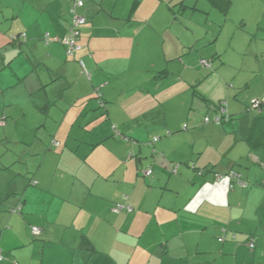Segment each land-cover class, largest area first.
I'll use <instances>...</instances> for the list:
<instances>
[{
  "label": "crops",
  "instance_id": "obj_1",
  "mask_svg": "<svg viewBox=\"0 0 264 264\" xmlns=\"http://www.w3.org/2000/svg\"><path fill=\"white\" fill-rule=\"evenodd\" d=\"M161 1L84 0L76 7L75 0H2L1 113L49 117L55 100L64 102V121L56 126L63 129L44 131V138L54 135L42 163L30 161L34 151L25 148L0 163L10 178L5 198H14L8 208L0 206L10 214L9 225L0 224V264H166L188 255L208 262L214 254L255 264L264 251L263 239L248 249L253 237L264 236V135L255 134L264 105L249 116L254 107L226 98L222 112L224 89L214 84V96L200 93L210 73L194 69L183 55L172 56L183 66L180 73L169 67L173 60L163 68L160 60L137 61L150 36L141 37L138 22L151 21ZM73 11L87 23L79 30L81 49L70 58L64 44L44 37L65 35ZM20 33L26 40L13 42ZM256 96L264 101V90ZM205 111L202 125L198 115ZM232 120L241 125L211 126ZM96 128L98 134L90 133ZM78 133L88 141L79 143ZM27 140L19 142L27 146ZM232 171L247 186L232 180ZM119 204L132 210L118 212Z\"/></svg>",
  "mask_w": 264,
  "mask_h": 264
},
{
  "label": "rangeland",
  "instance_id": "obj_2",
  "mask_svg": "<svg viewBox=\"0 0 264 264\" xmlns=\"http://www.w3.org/2000/svg\"><path fill=\"white\" fill-rule=\"evenodd\" d=\"M1 2L2 0H0V4ZM145 6H147V2H145ZM156 8L155 16L151 21L138 22V30L141 33V37L144 34L150 36L148 38L144 37L140 52H137L139 54L137 55V61H139V56H141V59L143 58L142 61L144 62L149 59L156 62L160 60L159 64L163 68V61H170L179 57V55H183L185 61L194 69L196 68L203 73H210L209 81L203 83V85L199 84L200 93L207 94V97L210 95L214 96L215 89H217L214 84H217L220 85L218 86L220 90L224 89V101L222 102L227 103L228 99L241 102L242 104L236 103L243 108L245 105L251 106L253 100L257 97L256 95L264 90V0H232L231 9L227 15L214 8L207 0H162ZM156 32L158 34H155ZM157 35L158 38H156ZM154 37L155 40L160 42L157 51L159 50L161 55L156 54V58L155 54H152L155 53L152 48V43L156 42L153 39ZM133 56L131 55V57ZM165 56H167L166 59ZM201 60H208L210 65L200 64ZM178 61L179 59L171 61L169 67L180 73L183 66ZM135 65L140 66L141 64L135 63ZM186 74H189L188 70ZM137 77H141L140 72L137 75H130V80ZM170 77L178 78L175 74H171ZM199 77L200 75L197 78ZM199 101H203L202 106L206 107L207 102L204 100ZM62 106H64V102L60 101L58 103L53 100L49 109V117L47 114H43L35 117L16 118L10 116L9 112L4 113V115L3 111L2 113L0 111V121H6H4L5 125H0V138H2L0 140V152L4 151V154L0 157V163L9 164L7 160L11 159V151L14 155L18 153L24 155L25 149H29L31 153L34 151L35 155H29L28 157L30 161L34 160L35 163H42L47 154L45 149L48 143L45 142L46 140L50 141L51 136L54 135L53 133H50V135L48 133L44 138V131L46 129L48 131L63 129L56 128L64 121L61 117L62 112L59 111L60 109L64 110ZM227 107L229 108V106ZM52 112L53 114H51ZM258 112L259 109L254 108L245 114L252 116ZM206 115V111L198 115L202 125ZM210 115V117H213V112ZM236 121L232 120L227 124H218V126L213 123L211 126L219 127L218 129L227 127L232 129L236 123L241 125L239 123L240 120ZM42 122L43 124L41 125ZM207 126V129H209V125ZM4 128L7 130L6 133H4ZM236 128L240 129L237 125ZM74 129L77 128L74 127ZM192 129L194 128L192 127ZM203 129L206 128L204 127ZM93 131L94 134H98L101 129H90V133ZM60 135L61 132H59V137ZM88 136L78 133V142L88 141ZM93 137L90 135L91 140ZM25 138L29 139L25 141L27 146L23 142H19ZM47 161L49 164L52 163V156L46 158ZM4 173L5 170L0 171V191L1 187L4 190H2L3 198L0 206L3 205L8 208L14 202V198L13 196L5 198V195H9V192L5 193V189L9 191L7 188L10 184V178ZM9 218V211H0L1 226H8ZM223 235L224 231H221L218 236L222 237ZM262 236H256V239L253 237V240L263 239L264 241V236ZM219 237L218 239L220 240ZM249 243L248 246L250 245ZM211 247H216V245L213 243ZM248 249L254 250L250 246ZM244 254L243 257L246 256ZM261 255L257 256L255 264H264V251L261 252ZM204 259H207V257ZM235 262L231 257H218L214 254L208 258V262L200 261L195 256L188 255L176 260L169 259L166 264H236Z\"/></svg>",
  "mask_w": 264,
  "mask_h": 264
},
{
  "label": "built area",
  "instance_id": "obj_3",
  "mask_svg": "<svg viewBox=\"0 0 264 264\" xmlns=\"http://www.w3.org/2000/svg\"><path fill=\"white\" fill-rule=\"evenodd\" d=\"M75 4H76V7L77 6H82L83 5V0H75ZM73 12H75V11H73ZM86 22H87L86 17L76 14L75 17H74L73 24L71 25L68 33L63 37V42L67 46V55L68 56H73L75 54V52L78 49H80V46L77 44V37L79 36V33H80L79 32V27L81 25L85 24ZM46 38H48V41L51 40V37H50L49 33H47ZM56 39H60V38L56 37ZM201 64L206 65V66H209L210 65V62L208 60H202L201 61ZM261 104H262L261 99H255V100H253L251 106L254 107V108H258L259 106H261ZM225 109H226L225 108V103H222V112H225ZM206 120L208 122V121H210V118L207 117ZM215 121L218 122V123H220L221 122V118L216 117L215 118ZM2 122L3 121H0V124H2ZM157 140H158V137H155L154 138V141H157ZM145 174L148 175V176L151 175L152 174V170L151 169H147L145 171ZM200 174H203L201 170H200ZM228 175L231 178L233 177L236 180H238V183L240 185L247 186V183L246 182H243V181L241 182L239 180V178H238L239 177V174L238 173H232V172H230ZM217 177H220V178L222 177L223 178V176H220V175H218ZM123 208H127L129 211L132 210V207L129 206L128 204L127 205L126 204H119L115 208V210L119 212ZM40 231H41L40 228L33 227V233L38 234V233H40ZM224 231L226 232V229ZM232 237L235 238L236 237V234L234 233L232 235ZM220 240L221 241H224L225 240V237L224 236L220 237ZM249 244H250V247H252V248L255 246V242H254L253 238H252V240L250 241Z\"/></svg>",
  "mask_w": 264,
  "mask_h": 264
},
{
  "label": "trees",
  "instance_id": "obj_4",
  "mask_svg": "<svg viewBox=\"0 0 264 264\" xmlns=\"http://www.w3.org/2000/svg\"><path fill=\"white\" fill-rule=\"evenodd\" d=\"M207 1H209L210 2V4L214 7V8H216L217 10H219L220 12H222L223 14H228L229 12H230V9H231V5H232V0H207ZM83 5H84V0H83ZM82 5V6H83ZM81 7V6H80ZM74 14L76 15V13L74 12ZM78 15V14H77ZM81 16H83V15H81ZM75 17V16H74ZM85 17V16H84ZM74 21V20H73ZM87 23V22H86ZM85 23V24H86ZM85 24H83V25H85ZM83 25H81L80 27H79V30L81 29V27L83 26ZM69 31V30H68ZM68 31H67V33H68ZM66 33V34H67ZM47 34V33H46ZM65 34V35H66ZM27 34L26 33H20V34H16V35H14L13 36V38H12V40H13V42H23V41H25L26 39V36ZM49 35H50V37H51V40H49L48 41V38H46V35H45V37H44V39H45V41L47 42V43H51V42H59V43H62V44H64L65 45V43L63 42V37L65 36V35H54V36H52L50 33H49ZM79 35H80V33H79ZM56 37H58V38H60V39H56ZM78 39H79V36L77 37V44L80 46V44H79V41H78ZM65 47H66V51H67V46L65 45ZM80 49H81V46H80ZM80 49H78L76 52H75V54L73 55V56H68V57H75L76 56V54H77V52L80 50ZM82 60H80V62H81ZM262 101V100H261ZM263 105H264V101H262V104H261V106H259V108H262L263 107ZM255 127H256V132H255V134H256V136L258 137V138H260L261 137V135H264V115H260L258 118H257V123H256V125H255ZM158 141V140H157ZM154 142H156V141H154ZM206 167L203 169V170H201L202 171V173H204L205 171H206ZM232 173H238V172H234V171H232ZM229 176V175H228ZM230 177V176H229ZM231 178V177H230ZM232 180L234 179V180H236L235 178H231ZM236 182H238L237 180H236ZM32 185H36L38 182L36 181V180H32ZM0 201H1V195H0ZM32 233H33V228H32ZM40 233H41V231H40ZM40 233H38V234H35V233H33V235H40Z\"/></svg>",
  "mask_w": 264,
  "mask_h": 264
}]
</instances>
